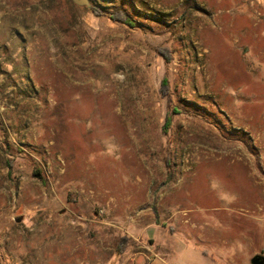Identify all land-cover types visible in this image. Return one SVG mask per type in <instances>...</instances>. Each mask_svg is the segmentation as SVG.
Listing matches in <instances>:
<instances>
[{"label":"rangeland","instance_id":"374dc122","mask_svg":"<svg viewBox=\"0 0 264 264\" xmlns=\"http://www.w3.org/2000/svg\"><path fill=\"white\" fill-rule=\"evenodd\" d=\"M90 2L0 0V251L264 257V0Z\"/></svg>","mask_w":264,"mask_h":264},{"label":"water","instance_id":"95a60500","mask_svg":"<svg viewBox=\"0 0 264 264\" xmlns=\"http://www.w3.org/2000/svg\"><path fill=\"white\" fill-rule=\"evenodd\" d=\"M70 1L80 7H86L89 9L92 8V4L90 0H70ZM252 264H264V257L263 256L254 257L252 260Z\"/></svg>","mask_w":264,"mask_h":264},{"label":"trees","instance_id":"16d2710c","mask_svg":"<svg viewBox=\"0 0 264 264\" xmlns=\"http://www.w3.org/2000/svg\"><path fill=\"white\" fill-rule=\"evenodd\" d=\"M94 12H96L97 14H100L101 12L95 8H93ZM110 18H112L115 21H120L122 23H125L127 25L130 26H134V22L131 20V18L123 11H119L117 12L116 15H111Z\"/></svg>","mask_w":264,"mask_h":264},{"label":"built area","instance_id":"2783aa9c","mask_svg":"<svg viewBox=\"0 0 264 264\" xmlns=\"http://www.w3.org/2000/svg\"><path fill=\"white\" fill-rule=\"evenodd\" d=\"M0 264H17L14 259L5 251H0Z\"/></svg>","mask_w":264,"mask_h":264}]
</instances>
